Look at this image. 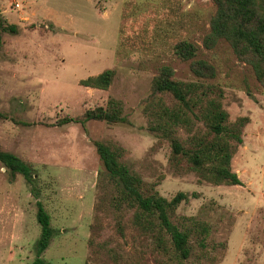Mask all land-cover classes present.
I'll use <instances>...</instances> for the list:
<instances>
[{
	"label": "rangeland",
	"instance_id": "rangeland-1",
	"mask_svg": "<svg viewBox=\"0 0 264 264\" xmlns=\"http://www.w3.org/2000/svg\"><path fill=\"white\" fill-rule=\"evenodd\" d=\"M16 4L20 6L17 7ZM7 24L0 52V149L35 171L40 199L55 236L42 255L52 264H162L151 238L127 209L113 207L115 193L104 181V165L93 142L126 150L125 162L159 194L188 200L177 210L186 225L209 229L205 250L192 237L185 264H264V85L252 67L220 40L204 46L215 14L212 0H0ZM189 41L224 92L231 121L249 118L244 143L232 160L241 186H216L194 172L175 169L171 149L148 130L143 113L152 81L170 66L181 81H198L175 46ZM115 69L108 90L80 81ZM122 102L129 123L91 121L58 125ZM36 198L22 176L10 179L0 163V264H32L41 234ZM201 238V237H200ZM203 251V252H201Z\"/></svg>",
	"mask_w": 264,
	"mask_h": 264
},
{
	"label": "trees",
	"instance_id": "trees-1",
	"mask_svg": "<svg viewBox=\"0 0 264 264\" xmlns=\"http://www.w3.org/2000/svg\"><path fill=\"white\" fill-rule=\"evenodd\" d=\"M215 14L204 46L212 49L225 40L239 61L250 65L257 80L264 85V0H212ZM5 33L18 34V26L7 24L0 11V52ZM199 48L181 41L175 46L176 55L185 62L198 81H181L170 66H162L152 81V93L145 100L143 113L148 130L158 140L167 142L171 149L170 162L177 169L194 172L207 183L216 186H241L242 181L232 169V160L244 143V132L249 118L231 121L224 108L223 90L206 82L216 77L215 67L197 59ZM116 77L115 69H107L97 76L81 80L86 88L108 90ZM0 119H8L0 113ZM108 125L129 123L122 102L110 99L105 106L87 110L77 118L66 117L58 125L72 123L86 127L91 122ZM104 165V181L115 193L113 207L127 209L133 214L136 228L151 238L162 264L188 263L194 253L192 237L199 232L198 248L205 250L209 229L201 224L186 225L177 210L188 200L184 193L172 199L159 194L153 185L125 162L126 150L112 142H93ZM0 163L13 181L22 176L36 198L37 221L41 234L36 242V258L32 264H52L42 257L55 236L52 219L40 199L35 186L34 169L19 156L0 149ZM201 237V238H200ZM203 252V251H201Z\"/></svg>",
	"mask_w": 264,
	"mask_h": 264
},
{
	"label": "built area",
	"instance_id": "built-area-1",
	"mask_svg": "<svg viewBox=\"0 0 264 264\" xmlns=\"http://www.w3.org/2000/svg\"><path fill=\"white\" fill-rule=\"evenodd\" d=\"M17 7H19L20 5L19 4H16Z\"/></svg>",
	"mask_w": 264,
	"mask_h": 264
}]
</instances>
